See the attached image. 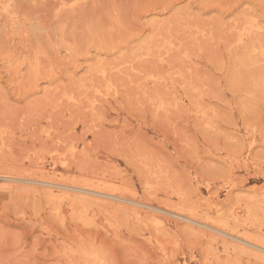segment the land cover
<instances>
[{"label":"rangeland","instance_id":"obj_1","mask_svg":"<svg viewBox=\"0 0 264 264\" xmlns=\"http://www.w3.org/2000/svg\"><path fill=\"white\" fill-rule=\"evenodd\" d=\"M0 175V264H264L32 181L264 245V0H0Z\"/></svg>","mask_w":264,"mask_h":264},{"label":"bare ground","instance_id":"obj_2","mask_svg":"<svg viewBox=\"0 0 264 264\" xmlns=\"http://www.w3.org/2000/svg\"><path fill=\"white\" fill-rule=\"evenodd\" d=\"M59 7V6H58ZM83 16V15H82ZM85 17V16H84ZM30 51V50H29ZM97 86V85H96ZM95 86V87H96ZM84 93V92H83ZM78 158V157H77ZM81 159V158H80ZM4 162V161H3ZM3 162H1V163H3ZM14 162V161H13ZM57 163V162H56ZM14 164V163H13ZM69 166H70V164H68ZM37 166V165H36ZM45 169V168H44ZM69 169V168H68ZM4 173V172H3ZM48 173V172H47ZM42 174V173H41ZM92 174V173H91ZM118 174V173H117ZM23 175V174H22ZM40 176V175H39ZM55 178V177H54ZM68 178V177H67ZM66 179V178H65ZM116 179V178H115ZM0 180L2 181V180H14V181H28V180H30V179H25V178H22V177H19V176H11V175H0ZM51 180V179H50ZM32 181H38V182H42V183H44V185L45 186H47V189L46 190H48L50 193H54V192H56L58 189H55V186H58V187H61V188H64V189H66V190H68V193H69V191H71L72 193H71V195H73L75 198H77L78 200L79 199H87V198H93L94 196H95V198L98 200H102L103 201V203L104 202H106L105 200V198H113L112 200H115L114 198H117V200L118 201H120V202H125V203H127V202H133V203H135V205H143V206H145V207H147V208H151V209H158L157 211H159V210H161V212L163 211V212H166V213H168L169 215L170 214H172V215H175V216H177V217H179V218H181V219H184L185 221H181V223H183V224H185V226H186V229H187V227H189V229L190 228H193V230H194V228L197 226V225H199V228H200V226H203V227H205V228H208L209 230H210V232L212 231V232H216V234H214V233H210L209 235H221L222 237H219L220 239H221V241L224 243V244H228V243H233V244H235V245H243L244 247H246V248H251V249H253V250H256V251H258V252H260L261 254L262 253H264V245L263 244H260V243H256V242H254L253 240H250V239H248V237H246V236H241V235H237V234H233V233H229L228 231H226V230H223V229H221V228H219V227H217V226H215V225H211L210 223H207V222H204V221H199L197 218H196V216H193V215H191V216H189V215H186V214H183V213H180V212H176V211H174V210H170V209H165V208H162V207H159V206H155L154 204H152V203H145V202H141V201H139V200H131V199H128V198H126V197H123V196H117V195H115V194H112V193H107V192H104L105 191V189H104V191H100V190H97V189H91V188H86V187H82V186H76V185H69V184H61V182H59V183H57V181H45V180H32ZM65 181V180H64ZM8 185V184H7ZM9 186V185H8ZM95 188V187H94ZM110 190V189H109ZM60 191H62L61 189H60ZM30 192V191H29ZM65 193V192H64ZM66 194H67V192H66ZM70 194V193H69ZM93 195V196H92ZM38 196V195H37ZM102 197H104V198H102ZM49 198V197H48ZM88 200V199H87ZM116 201V200H115ZM125 203H123V204H125ZM69 204V203H68ZM111 204V203H110ZM119 205H122V204H120L119 203ZM125 206V205H124ZM106 208V207H105ZM143 208V207H142ZM176 208V207H175ZM150 209V210H151ZM142 210V209H141ZM141 210H139V211H141ZM155 211V210H154ZM143 212V211H142ZM162 212V213H163ZM140 213V212H139ZM155 213V212H154ZM141 214V213H140ZM144 214V213H143ZM171 215V216H172ZM178 218V219H179ZM180 221H179V224L180 225H183V224H181L180 223ZM184 226V225H183ZM184 226V227H185ZM198 227V226H197ZM197 227H196V230H197ZM188 229V230H189ZM201 229V228H200ZM200 229H198V230H200ZM192 230V231H193ZM195 231V230H194ZM203 231V230H202ZM201 231V232H202ZM201 235V234H200ZM219 235V236H220ZM232 244V245H233ZM222 246V245H221ZM217 251V250H216ZM258 254V253H257ZM218 258V257H217ZM254 260V259H253Z\"/></svg>","mask_w":264,"mask_h":264}]
</instances>
